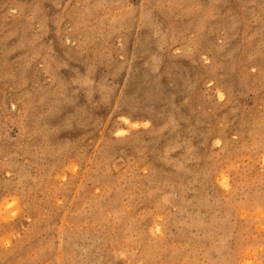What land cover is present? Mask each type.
I'll return each mask as SVG.
<instances>
[{
  "label": "rangeland",
  "instance_id": "obj_1",
  "mask_svg": "<svg viewBox=\"0 0 264 264\" xmlns=\"http://www.w3.org/2000/svg\"><path fill=\"white\" fill-rule=\"evenodd\" d=\"M0 264H264V0H0Z\"/></svg>",
  "mask_w": 264,
  "mask_h": 264
}]
</instances>
